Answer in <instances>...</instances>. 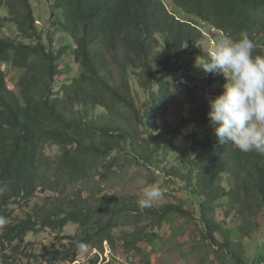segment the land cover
Listing matches in <instances>:
<instances>
[{
    "label": "trees",
    "instance_id": "1",
    "mask_svg": "<svg viewBox=\"0 0 264 264\" xmlns=\"http://www.w3.org/2000/svg\"><path fill=\"white\" fill-rule=\"evenodd\" d=\"M0 8L8 12L0 16L5 260L28 243L26 236L42 231L58 240L47 253L54 264L78 261L77 241L102 251L106 242L114 249L122 242L135 258L147 254L143 246L165 239L166 227L187 221L207 245V261L213 255L220 264H248L246 240L263 230L264 156L218 142L201 89L192 91L178 126L162 130L157 119L172 110L176 89L167 77L198 57L206 62L209 42L200 28L221 38L246 33L255 50L264 46V0H56L48 31L31 0H0ZM9 28L16 37L3 34ZM64 34L73 46L64 44ZM3 65L19 72L15 90ZM210 74L211 84L226 83ZM182 137L188 153L174 146ZM145 173L146 187L163 193L149 206H141L142 193L108 194L119 182L130 188ZM70 224L79 232L62 235ZM260 234V261L253 264H264Z\"/></svg>",
    "mask_w": 264,
    "mask_h": 264
},
{
    "label": "rangeland",
    "instance_id": "2",
    "mask_svg": "<svg viewBox=\"0 0 264 264\" xmlns=\"http://www.w3.org/2000/svg\"><path fill=\"white\" fill-rule=\"evenodd\" d=\"M31 2L33 5L34 13L38 19V24L43 26L45 30L48 31L50 29L49 17L51 16V12L54 8L56 0H31ZM173 12L178 18H180V13H178L179 11L175 10ZM7 15V10L5 8H0V16L6 17ZM57 15L58 19L63 20L61 11H58ZM183 20L185 22L189 21L188 18H183ZM200 29L203 32L206 41L209 42L207 43V45L209 46L205 47V52L208 53L210 48L221 37L218 33L214 31L211 32L208 28ZM51 30L53 34H57L54 28L51 27ZM2 32L8 37L14 38L17 35L16 30L13 28L4 29V31ZM64 35V44L73 46L71 37L67 34ZM59 37L60 35L58 34L55 39H59ZM57 46H60V44H58ZM256 52H259L262 54V56H264V46L260 49L254 50V53ZM203 63L206 62L199 59L198 57L197 61L192 67H188L184 71L177 72L167 77L166 81L170 82L169 88L173 87V90H176L172 92L173 98H171L169 101V104L172 106L171 112L168 115L157 119V123L160 125L162 130H167L174 126H178L179 122L182 119L184 108L187 102H189L190 98L193 96L192 91L195 88H197L198 90L201 89V91H203L202 95L201 93L198 95L200 96V98H205L206 100L214 99L216 96L221 94L223 90L222 86H219L218 84H211V74L206 73L203 68L199 66ZM2 70L6 72L7 79L10 81L11 89L15 90L12 83L17 79L19 72H16L5 65L2 66ZM69 71H72V74L74 72L72 68H70ZM182 78H186L191 84V87L181 86L178 82ZM115 81H118L116 77ZM163 136H166V133H164ZM174 146L175 148H179L186 153H188L191 149L189 143L185 141L184 137L177 138L174 141ZM52 151L56 152L57 148L52 149ZM137 172L138 169L135 167L132 170V173ZM149 176L150 173H145L144 176L136 180V182L133 183L130 188L128 187V189H123L125 185L119 182L111 190L108 191V194L110 193V195L112 196L119 195L120 197H122L124 193L127 192L126 194L138 196L146 187V178ZM120 185L122 187L121 189L119 187ZM171 188H169L168 186H164L163 192L172 194L174 189ZM178 197L181 198L182 195L179 194ZM259 222L260 226L263 228L262 231L264 233V218H259ZM189 224L190 223L187 221H181L178 224L168 226V228L166 227L164 229V233H166L165 239L159 241V243H157L153 247L147 245L143 246L144 250L147 253L145 255L139 254L135 258H131L128 253H126L122 248V242H119L120 247H118L117 249H114V247L109 242H106L103 251L100 249H88L87 253L84 255H80V259L74 263L58 262L57 264H95L96 262V264H147V261H151V259L153 264H220V262L213 255L210 256V260L207 261L205 259L204 255L207 245H204L203 241H201L195 235L197 233L195 224H192V226ZM228 227L234 230L237 228V225L231 224L228 225ZM78 232L79 228L77 227V225L70 224L64 229L62 235H76ZM260 233L258 232L254 236H251L246 240V249L244 252L248 264H253L259 260V256L261 253L260 249L262 247ZM26 240L28 243L22 245V248L18 250V253H12L13 251H8L7 253L9 255V258H7L6 260L4 256L6 251L0 250V264H4L5 261L6 264H54L53 261L49 260V255L47 254L50 249H53L51 243L58 241L55 240L54 234L48 231H42L38 234L31 233L26 236ZM229 263L230 260L228 259L226 264Z\"/></svg>",
    "mask_w": 264,
    "mask_h": 264
},
{
    "label": "clouds",
    "instance_id": "3",
    "mask_svg": "<svg viewBox=\"0 0 264 264\" xmlns=\"http://www.w3.org/2000/svg\"><path fill=\"white\" fill-rule=\"evenodd\" d=\"M255 47L246 33L238 39L222 37L210 48L206 63L199 66L226 79L221 94L208 101L207 115L218 142L264 156V56L254 55ZM162 195L159 188L147 186L140 204L147 207ZM6 224L7 218L0 216V226ZM76 246L80 255L87 253L85 243L77 241Z\"/></svg>",
    "mask_w": 264,
    "mask_h": 264
},
{
    "label": "built area",
    "instance_id": "4",
    "mask_svg": "<svg viewBox=\"0 0 264 264\" xmlns=\"http://www.w3.org/2000/svg\"><path fill=\"white\" fill-rule=\"evenodd\" d=\"M180 84H181L182 86H189V82H188L187 79H182L181 82H180Z\"/></svg>",
    "mask_w": 264,
    "mask_h": 264
}]
</instances>
